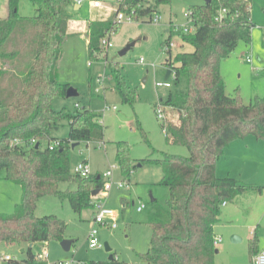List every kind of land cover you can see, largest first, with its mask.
<instances>
[{
	"label": "trees",
	"instance_id": "trees-1",
	"mask_svg": "<svg viewBox=\"0 0 264 264\" xmlns=\"http://www.w3.org/2000/svg\"><path fill=\"white\" fill-rule=\"evenodd\" d=\"M29 1L34 9L32 18L19 15V0H7V15L0 17V172L21 189V201L13 214H0V243L19 247L64 239V221L55 215L35 216L41 198L56 197L80 215L93 207V199L103 192L105 182L101 175L82 178L70 169L72 144L103 141L100 115L85 106L68 111L55 110L52 105L55 97L65 98L70 87L57 80V73L63 44L73 36L69 28L78 23L72 14L77 4L73 0ZM142 1L120 0L118 10H134L136 18L151 23L157 7L170 4V0H150L146 5ZM251 3L208 0L191 6L187 12L194 33L185 35L179 28H171L162 44L174 43V39L178 42L179 51L174 56L172 49L165 51L163 66L165 72L171 70L173 86L184 78L185 89L176 95L169 91L166 101L159 100L161 106L176 113V119L168 124L161 122L160 126L167 144L185 147L188 156L162 153L160 159L140 161L160 166L159 185L168 190L165 202H150L152 215L147 224L151 235L141 256L147 263L214 264V227L222 204L250 192H264L262 187L216 176V163L230 143L246 137L264 140V96H255L246 104L238 95H228L220 73L221 63L238 43L251 41ZM220 9L237 16L219 23L215 17ZM116 28L112 19L88 22L84 36L90 57L99 50L100 41ZM184 46L191 49L182 50ZM110 67L122 103L133 106L136 94L123 82L117 65ZM262 72L264 75V68ZM62 122L68 123L69 132L66 139L59 140L52 133ZM137 127L149 144L138 123ZM41 143H45L43 148ZM51 144L57 146L49 150ZM115 160L122 177L127 178L135 166L126 142L115 144ZM63 183L74 184L75 189L62 191L59 186ZM95 191L98 193L92 197ZM258 249L254 238L249 243L251 257ZM24 254L25 259L8 264H46L35 258L31 247ZM112 256L110 261L85 264H126Z\"/></svg>",
	"mask_w": 264,
	"mask_h": 264
},
{
	"label": "rangeland",
	"instance_id": "rangeland-1",
	"mask_svg": "<svg viewBox=\"0 0 264 264\" xmlns=\"http://www.w3.org/2000/svg\"><path fill=\"white\" fill-rule=\"evenodd\" d=\"M91 1L81 0L80 8L72 10V14L80 23L106 22L111 19L114 21V13L110 10L117 7L114 0H108L101 9H93ZM202 4L203 0H170V4L157 7V23L138 19L131 24H118L109 36L111 46L106 48L100 41L99 50L93 53V57L89 56L85 36H71L63 44L57 80L74 88L78 96L55 97L52 105L55 110L64 108L68 111H73L77 106H85L100 115V124L104 129L103 145H87L81 142L70 149V169L73 173L77 164L86 162L91 173L99 175L110 166H116L112 187L104 197L102 193L98 194L93 202L102 198V206L115 213L117 228L95 225V206L83 210L78 216L72 212L67 202L61 203L53 196L41 198L36 205L35 215L57 216L67 224L64 239L74 241L68 252L62 249L58 241L34 244L31 250L35 256L46 245V264H63L71 260L82 264L87 261H107L109 255H114L126 264H150L141 258L148 248L151 235L147 224L152 215L150 199L163 203L168 198V190L159 185L162 178L160 166L140 164V161L150 157L160 159L162 153L188 156L185 147L167 144L161 122L155 115L154 105L158 104L160 99L166 101L169 91L176 95L185 89L184 78H181L179 85L172 84L171 89L155 87L156 82L165 81L163 64L167 60V53L162 44L169 29L182 28L187 24V10L191 6ZM18 13L26 18L34 16V9L29 0H19ZM6 15L7 0H1L0 17ZM251 19L255 26L251 31L250 43L239 42L229 58L220 65L226 93L230 96L238 95L246 104L256 95L264 96V76L260 73L264 65V0H252ZM177 43L174 39L173 56L179 51ZM127 45L132 46L120 56V51ZM190 49L189 46H184L182 50ZM140 58L145 63H139ZM246 58H249L251 63L247 64ZM116 65L125 85L136 94L133 106L123 104L115 90L110 66ZM172 80L173 74L166 81L171 83ZM6 83L5 80V85ZM105 106L115 107L116 110H106ZM163 113V123L168 124L176 119V113L172 109L165 107ZM137 123L149 144L138 130ZM68 132V123L62 122L53 131L52 136L59 140L66 139ZM121 141L129 145L132 165L135 166L127 178L122 177L115 160V144ZM238 142L241 143L237 149H233L234 153L224 152V158L216 163L221 177L228 175L241 183L264 186V140L246 137ZM44 146L45 143H41V148ZM120 181H127L128 187L118 189L117 183ZM59 188L62 191L73 190L75 185L63 183ZM20 201V186L6 181L4 176L0 175V214H13ZM260 202L257 207L259 222L255 230L259 249L264 248V206L260 207ZM140 204H143L145 209L137 213L136 207ZM238 219L233 207L222 209L220 222L214 227L215 236L221 237V242L215 247L217 253L214 255V264H253V256L249 254L253 228L242 225ZM108 222L111 223L112 220ZM92 227L96 229V238L102 247H88L87 236ZM233 238L235 242L232 241ZM105 243L111 252L105 251ZM21 248L26 249V246L0 243V254L9 255L12 261L20 262L26 258L24 253H20Z\"/></svg>",
	"mask_w": 264,
	"mask_h": 264
},
{
	"label": "built area",
	"instance_id": "built-area-1",
	"mask_svg": "<svg viewBox=\"0 0 264 264\" xmlns=\"http://www.w3.org/2000/svg\"><path fill=\"white\" fill-rule=\"evenodd\" d=\"M107 1L108 0H92L91 6L93 8H102L105 6V3ZM73 2L77 5H79L81 0H73ZM114 2L116 3L117 7L114 9H110V10H112L114 13V23L115 24H117V25L122 24V23L123 24H131V23H134L136 20L139 19V18H136V12L134 10H128L126 8H125V10H118V4H119L120 0H114ZM142 2H143V4L146 5V3L150 2V0H143ZM155 14L152 16V19H151V21L153 23H157L159 20V16H157ZM236 16H237V14L227 15L226 9H220L217 12V15L215 17V21H217L219 23L226 22V20L232 21L234 19V17H236ZM185 18L187 19V24L184 25L182 28H179V27H177V28H179L181 30V32L185 35L193 34L195 31V28H194L192 20L189 17L188 12L185 14ZM112 33L113 32H109L108 35L101 40L102 46H104L106 48L111 46L110 41H109V36ZM173 47H174V43L171 42L168 45L164 46L163 49H164V51H168L169 49H173ZM245 61L247 63H251L249 58H246ZM138 62L139 63H145V61L142 58H140L138 60ZM155 87L156 88L170 89L172 87V83H170L169 81L156 82ZM164 108L165 107L161 106L159 103L155 107V115H156L157 120L159 122L165 121V116L163 113ZM105 109L106 110H113V111L116 110L115 107L110 108L108 106H105ZM31 144L33 145L34 141H32ZM101 145H103L102 142L99 143V146H101ZM55 146H57V144H51L48 147V149L52 150ZM115 168H116V166L112 165L102 174V177L105 181L104 186H103V192H102L103 197L106 194V192L112 187V184H113L112 183V177H113V171L115 170ZM73 172L82 178H87L91 175L90 167L86 162H80L79 164H77L74 167ZM117 187H118V189H121L123 187L126 188V187H128V183H127V181H120L117 183ZM97 200L98 201L93 202V206H95L97 209L96 214L94 216V224L95 225H107L108 227H110L112 229L117 228V224L114 221L115 213L102 206V198H98ZM224 205H225V202L222 204V206H224ZM144 209H145V206L143 204H140L136 207V212L140 213ZM108 220H112V222L109 223ZM96 235H97V231H96V229H94L92 227L88 236H87L88 247L90 249L102 247L101 243H99L98 239L96 238ZM220 242H221V238L215 236L214 241H213V245L216 247ZM35 258L38 260H43V261H46L48 259V251H47L46 245L41 248L40 252L37 253ZM11 261H12V258L9 255H0V264H8ZM252 262H253V264H264V250L258 252L255 256H253ZM63 264H82V263H76L73 260H71V261H67Z\"/></svg>",
	"mask_w": 264,
	"mask_h": 264
},
{
	"label": "crops",
	"instance_id": "crops-1",
	"mask_svg": "<svg viewBox=\"0 0 264 264\" xmlns=\"http://www.w3.org/2000/svg\"><path fill=\"white\" fill-rule=\"evenodd\" d=\"M1 1V0H0ZM77 6V5H76ZM79 6V5H78ZM80 8V6L78 7V9ZM93 8V7H92ZM93 9H101V8H93ZM110 9V8H109ZM252 20V19H251ZM78 22L80 23V21L78 20ZM93 22V21H92ZM77 23L75 25H72L71 28H69V31L68 33L69 34H73V36H84V33L87 31L88 29V23H84V22H81L80 24ZM84 23V24H83ZM79 24V26H78ZM255 26V25H254ZM81 28V29H80ZM254 28V27H253ZM168 32V31H167ZM86 44H87V41H86ZM246 62V61H245ZM247 63V62H246ZM249 64V63H247ZM264 68V65L262 66L261 68V75H263V70ZM264 76V75H263ZM257 96V95H256ZM261 97V96H260ZM81 107V106H80ZM254 139V138H253ZM247 141V140H245ZM239 143L241 142H238V140L236 141H233L232 143L229 144V146L225 149V152H229V153H234L233 149H237L239 147ZM225 156V155H223ZM224 158V157H222ZM221 158V159H222ZM91 171V170H90ZM104 173V172H103ZM103 173H100L99 175L102 176ZM92 174V173H91ZM0 175L4 176V173L3 172H0ZM216 176L218 178H223L221 177V173H220V170H218L217 168V165H216ZM226 177H230V176H226ZM232 178V177H231ZM252 185H255V184H252ZM258 186V185H256ZM259 187H262L264 188V186H259ZM263 200V201H262ZM261 201V202H260ZM259 202H260V207L261 206H264V192L260 195H258L257 193L255 192H250V193H247V194H244V195H241V196H238L232 203L230 204H225L224 206H222L221 208V215H222V209H226L228 207H233L234 209V213L238 215V222L241 223L242 225L244 226H247V227H252L253 228V233H252V239L256 238V226H258V222H259V219L257 218V213H258V209L257 207H259ZM18 203V202H17ZM4 214V213H3ZM221 215H220V218H221ZM36 216V215H35ZM45 216V215H43ZM79 216V215H78ZM38 217V216H36ZM220 218H219V222H220ZM218 222V223H219ZM217 223V224H218ZM216 224V225H217ZM215 225V226H216ZM221 238V237H220ZM236 241V240H235ZM26 246V248L28 247L29 248V245H24ZM33 246V244L31 245V247ZM72 246V245H71ZM262 246H264V242L262 244ZM261 246V247H262ZM259 248V247H258ZM23 249L24 251L26 250L25 248H21ZM20 249V250H21ZM264 250V248H261V249H258V252ZM23 251V253H24ZM0 255H3V254H0Z\"/></svg>",
	"mask_w": 264,
	"mask_h": 264
},
{
	"label": "water",
	"instance_id": "water-1",
	"mask_svg": "<svg viewBox=\"0 0 264 264\" xmlns=\"http://www.w3.org/2000/svg\"><path fill=\"white\" fill-rule=\"evenodd\" d=\"M208 0H203V2H207ZM78 5L74 7V10H77L78 9ZM132 45H127L123 50L120 51L119 55L122 56L124 55L131 47ZM171 74V70H167L165 72V75H164V80L166 81L168 79V77L170 76ZM78 96V92L72 88V87H68L67 90H66V94H65V98H73V97H77ZM57 128H55L56 130ZM78 143H74L71 145V149H73L75 146H77ZM38 148V144H35V149ZM140 166V165H139ZM98 191H95L92 193V197H94L95 195H97ZM154 199H150V202H153ZM233 242H235L234 238L232 240ZM72 240H65L63 239L62 241H60V246L62 247V249L65 251V252H68L71 248V245H72ZM32 244H29V247H31ZM104 249L106 252H111V249L109 248L108 244L105 243L104 244ZM23 249L20 250V253H23ZM217 253V250L216 252ZM113 259V256L112 255H109L108 257V261L112 260Z\"/></svg>",
	"mask_w": 264,
	"mask_h": 264
}]
</instances>
